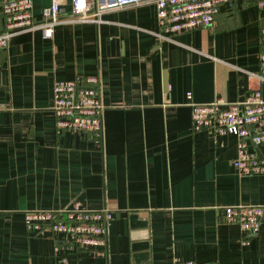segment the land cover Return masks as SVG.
<instances>
[{"label":"crops","instance_id":"0c3cea01","mask_svg":"<svg viewBox=\"0 0 264 264\" xmlns=\"http://www.w3.org/2000/svg\"><path fill=\"white\" fill-rule=\"evenodd\" d=\"M58 1L50 40L20 32L0 51V264H59L54 241L28 233L24 214L73 201L113 220L106 256L77 251L69 264H264V222L245 235L222 212L264 205V176L238 175L236 137L193 131L190 107L239 102L256 88L264 99V9L237 1L210 27L166 35L151 3L95 24ZM50 3L32 0V16ZM89 76L105 106L100 142L55 130L54 81Z\"/></svg>","mask_w":264,"mask_h":264},{"label":"built area","instance_id":"2783aa9c","mask_svg":"<svg viewBox=\"0 0 264 264\" xmlns=\"http://www.w3.org/2000/svg\"><path fill=\"white\" fill-rule=\"evenodd\" d=\"M237 1L250 0H71V14L78 22L98 24L101 16L109 11L151 3L158 33L177 35L212 26L221 6L232 7ZM251 1L264 9V0ZM0 9L5 27L0 30V51L5 50L10 38L20 32L39 31L43 39L50 40L58 25V0H51L50 6L42 9L40 20L32 16V0H0ZM260 34L258 84L264 82V28ZM52 91L56 132L67 131L100 142L105 106L100 97L99 77L55 80ZM190 107L193 131L236 137L237 155L231 164L238 175L264 176V156L259 155V147L264 144V99L259 88L239 102L226 103L216 98L209 104H190ZM222 212L224 222L238 226L245 235L255 234L264 222V205L225 207ZM112 220L111 210H89L79 201L59 210L24 214L28 233L54 241L53 254L58 256L59 264H69L67 255L82 250L105 257ZM242 242L247 243L246 240ZM170 264L195 263L174 258Z\"/></svg>","mask_w":264,"mask_h":264},{"label":"water","instance_id":"95a60500","mask_svg":"<svg viewBox=\"0 0 264 264\" xmlns=\"http://www.w3.org/2000/svg\"><path fill=\"white\" fill-rule=\"evenodd\" d=\"M113 43V41H111V44Z\"/></svg>","mask_w":264,"mask_h":264}]
</instances>
